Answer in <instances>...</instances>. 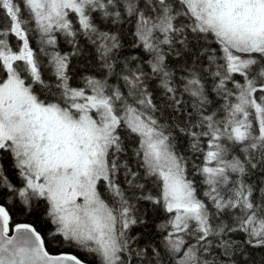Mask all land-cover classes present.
<instances>
[{"label": "snow or ice", "instance_id": "6c2138e0", "mask_svg": "<svg viewBox=\"0 0 264 264\" xmlns=\"http://www.w3.org/2000/svg\"><path fill=\"white\" fill-rule=\"evenodd\" d=\"M0 264H264V0H0Z\"/></svg>", "mask_w": 264, "mask_h": 264}, {"label": "trees", "instance_id": "16d2710c", "mask_svg": "<svg viewBox=\"0 0 264 264\" xmlns=\"http://www.w3.org/2000/svg\"><path fill=\"white\" fill-rule=\"evenodd\" d=\"M37 40H35V39H33V40H31L30 41V47H32V48H34L35 49V47H34V45H35V42H36ZM59 47L61 48V49H63V50H67V48H68V46L67 45H65L64 43H60V45H59ZM73 64L75 65V61H73ZM72 83H73V85H76L77 83H78V80H76V79H74L73 81H72ZM20 222H28V223H32L33 222V218H31V217H29L27 220H25V218L24 217H22V216H14V219H13V221H12V223H20ZM38 228H39V225H36ZM50 251H53V249H49ZM69 251H71V250H69Z\"/></svg>", "mask_w": 264, "mask_h": 264}, {"label": "bare ground", "instance_id": "6f19581e", "mask_svg": "<svg viewBox=\"0 0 264 264\" xmlns=\"http://www.w3.org/2000/svg\"><path fill=\"white\" fill-rule=\"evenodd\" d=\"M34 47H35V50H37V51H38V48H39L38 41H36V42H35V45H34Z\"/></svg>", "mask_w": 264, "mask_h": 264}]
</instances>
